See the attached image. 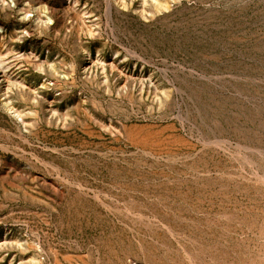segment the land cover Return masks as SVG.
Returning <instances> with one entry per match:
<instances>
[{
    "label": "rangeland",
    "instance_id": "374dc122",
    "mask_svg": "<svg viewBox=\"0 0 264 264\" xmlns=\"http://www.w3.org/2000/svg\"><path fill=\"white\" fill-rule=\"evenodd\" d=\"M0 264H264V0H0Z\"/></svg>",
    "mask_w": 264,
    "mask_h": 264
},
{
    "label": "bare ground",
    "instance_id": "6f19581e",
    "mask_svg": "<svg viewBox=\"0 0 264 264\" xmlns=\"http://www.w3.org/2000/svg\"><path fill=\"white\" fill-rule=\"evenodd\" d=\"M136 130V131H135ZM130 134H132L137 140H139V142H141V143H148V141L150 140V139H148V133H145V132H141L140 133V131L138 132L137 131V129H132L130 132H129ZM139 133V134H138ZM148 134V135H147ZM132 135H130L131 137H132ZM134 138V140H136ZM149 138H150V136H149Z\"/></svg>",
    "mask_w": 264,
    "mask_h": 264
}]
</instances>
